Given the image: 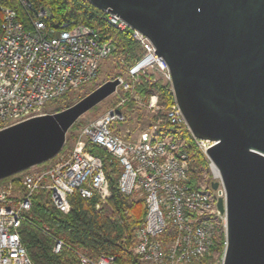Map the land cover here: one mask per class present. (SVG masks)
Listing matches in <instances>:
<instances>
[{"label": "built area", "instance_id": "1", "mask_svg": "<svg viewBox=\"0 0 264 264\" xmlns=\"http://www.w3.org/2000/svg\"><path fill=\"white\" fill-rule=\"evenodd\" d=\"M19 1L29 18L28 27L15 9L1 8L0 130L43 114L41 108L46 103L89 84L111 52L110 45L100 40L94 28L73 20L51 26L46 8L33 6L29 0ZM103 12L109 24L130 31L143 50L128 67L131 79L116 77L118 86L125 91L132 89L139 73L148 70L158 71L170 82L168 66L151 41L117 15ZM147 106L159 108L155 95L149 97ZM163 121L167 127L151 125L136 137L128 130L117 134L113 125L126 122V116L117 106L111 107L80 128L70 149L21 171L17 184L1 182L0 264H33L19 227L37 192H48L54 206L63 213L69 211L68 196L74 192L84 198L97 196L99 202L108 199L103 160L85 150L87 142L102 147L117 161L121 170L118 187L123 194L144 198L146 212L135 230L132 247L141 264H223L226 216L218 210L217 199L224 193L215 196L202 178L193 184L196 167L185 151L184 140L162 135L168 129H188L175 99ZM192 137L207 158L213 177L220 181V174L214 171L217 167L206 153L214 141ZM220 232L224 233V247L216 253L212 248ZM62 246L61 240H55L53 252H59ZM77 259V264H118L114 256L91 257L84 250L77 251Z\"/></svg>", "mask_w": 264, "mask_h": 264}, {"label": "water", "instance_id": "2", "mask_svg": "<svg viewBox=\"0 0 264 264\" xmlns=\"http://www.w3.org/2000/svg\"><path fill=\"white\" fill-rule=\"evenodd\" d=\"M145 35L224 189L223 264H264V0H87ZM109 79L70 106L0 130V179L54 157L68 129L113 94Z\"/></svg>", "mask_w": 264, "mask_h": 264}, {"label": "trees", "instance_id": "3", "mask_svg": "<svg viewBox=\"0 0 264 264\" xmlns=\"http://www.w3.org/2000/svg\"><path fill=\"white\" fill-rule=\"evenodd\" d=\"M29 2L33 6L42 5L49 11L50 17L47 23L51 26L57 27L63 21L73 20L94 28L98 31L100 40L110 45V55L121 58L124 65H132L142 56V47L131 36L130 31L120 30L109 24L103 10L87 0H29ZM2 7L15 9L19 19L27 27L29 26V18L19 0H0V23ZM67 94L62 96L63 102L68 98ZM122 95L127 98L119 108L122 111L135 109L134 106L137 104L133 98L135 96L145 103L151 95H155L158 105L161 106L159 113L162 120L159 125L167 127L163 118L166 109L174 100L171 83L168 80L156 77L153 73H139L133 88L122 92ZM80 98L81 96H78L72 99L73 102L57 107L54 112L70 106ZM141 118L142 116L136 113V125ZM153 118L155 119L156 116ZM123 124L113 125L115 133L121 134L116 126ZM73 126L74 124L71 128ZM134 129L132 131H135ZM162 135H173L175 139L184 140L185 151L189 157L193 158L196 167L192 178L193 184H196V180L201 179L203 173L209 169L208 160L198 149L191 132L186 127H181L178 131L170 129L163 131ZM85 150L103 160L110 196L105 201L99 202L97 196L84 198L78 192H74L68 196L69 211L63 213L54 206L48 192L44 190L37 192L32 197L31 208L26 214V219L19 227L21 241L27 254L33 264H77L78 250H84L91 257L100 254L114 256L118 264H141L132 247L135 230L141 224L146 212L144 198L136 199L119 190L118 178L121 170L117 161L102 147L87 142ZM20 173L2 178L0 183L10 180L17 184ZM207 189L212 191L208 183ZM57 239L62 241L63 246L59 252L55 253L53 246ZM223 247L224 233L220 232L212 250L221 253Z\"/></svg>", "mask_w": 264, "mask_h": 264}, {"label": "rangeland", "instance_id": "4", "mask_svg": "<svg viewBox=\"0 0 264 264\" xmlns=\"http://www.w3.org/2000/svg\"><path fill=\"white\" fill-rule=\"evenodd\" d=\"M129 65H124L123 60L121 58H117V56H113L112 54L109 55L107 58H105L101 64L100 68L98 71V75L93 79L89 84L81 87L78 90L71 91L67 95L66 101L64 99H61L63 97L58 98L56 102H48L46 103L42 108L41 112L42 113H53L54 110H56L57 107L64 106L67 102L71 103L73 102L72 99L77 98L78 96L83 97L85 94L102 84L103 82L116 78L117 76H121L123 79H131L130 76L128 75ZM146 73H153L156 77H161V74L156 71V70H148ZM139 76V75H138ZM162 78V77H161ZM138 80V77H137ZM136 83V82H135ZM134 83V84H135ZM134 86V85H133ZM125 90L121 88V86H118L116 91L105 98L103 101H101L99 104H97L94 108L90 109L83 115H81L75 122L74 126L68 129L66 136H65V142L61 148L62 152L67 151L68 149L73 146L75 143L77 133L79 132L80 128L88 123L91 120H94L98 117H100L102 114L105 113V111L111 107L117 106L119 109L123 103L127 100V98H124L122 95V92ZM136 101L137 104H135L134 108L135 109H130V110H124L121 111L125 114L126 116V122H124L123 125L121 126H116L120 129L121 134L126 132L128 130L131 132L132 136L136 137L138 132L141 130H145L151 125H157L159 122H161V115L159 113V110L161 109V106L159 108L152 110L148 108V101L143 102L141 99L137 96L133 97ZM60 99V100H59ZM75 102V101H74ZM118 102H121L120 104ZM158 103V102H157ZM136 113L140 114L142 116L141 121L136 125ZM156 116L154 119L153 117ZM135 128V131H132V129ZM203 179V184L206 185L208 181L214 180V181H219L218 177H213V173L209 170L207 172L203 173L202 176ZM223 189L221 184L218 186L216 190H213V194L215 196H222L223 195ZM134 198H140L139 195L134 196Z\"/></svg>", "mask_w": 264, "mask_h": 264}, {"label": "bare ground", "instance_id": "5", "mask_svg": "<svg viewBox=\"0 0 264 264\" xmlns=\"http://www.w3.org/2000/svg\"><path fill=\"white\" fill-rule=\"evenodd\" d=\"M214 171H215V174L218 175L219 172H218L217 168H214Z\"/></svg>", "mask_w": 264, "mask_h": 264}]
</instances>
